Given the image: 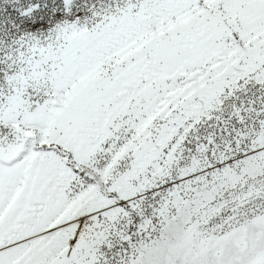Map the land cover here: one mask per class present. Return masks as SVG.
<instances>
[{"label":"snow or ice","instance_id":"1","mask_svg":"<svg viewBox=\"0 0 264 264\" xmlns=\"http://www.w3.org/2000/svg\"><path fill=\"white\" fill-rule=\"evenodd\" d=\"M0 264H264V0H0Z\"/></svg>","mask_w":264,"mask_h":264}]
</instances>
